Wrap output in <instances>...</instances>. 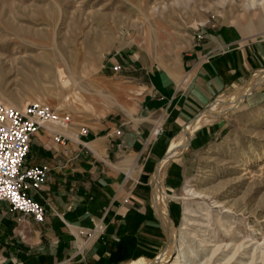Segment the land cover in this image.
<instances>
[{
    "label": "crops",
    "instance_id": "obj_1",
    "mask_svg": "<svg viewBox=\"0 0 264 264\" xmlns=\"http://www.w3.org/2000/svg\"><path fill=\"white\" fill-rule=\"evenodd\" d=\"M214 31L196 32L170 65L144 49L115 53L102 75L118 74L126 103L66 126L49 124L32 136L26 165L46 167L49 178L29 194L45 217L37 221L0 201V264H132L161 254L168 238L164 206L174 226L179 218L167 191L186 179L194 151L222 129L220 116L208 121L209 108L264 71V36ZM261 87L239 104L260 100ZM196 122L200 126L178 146L183 150L169 158ZM55 134L64 140L57 142ZM157 177L168 195L161 204Z\"/></svg>",
    "mask_w": 264,
    "mask_h": 264
},
{
    "label": "rangeland",
    "instance_id": "obj_2",
    "mask_svg": "<svg viewBox=\"0 0 264 264\" xmlns=\"http://www.w3.org/2000/svg\"><path fill=\"white\" fill-rule=\"evenodd\" d=\"M249 1L0 0V105L40 101L72 120L114 111L126 101L118 74L105 79L102 66L115 53L144 49L170 65L196 32L264 36V5L249 7ZM243 25L252 30L243 34ZM262 95L216 119L222 129L194 151L186 179L167 191L178 206L175 241L189 255L187 264L216 263L200 239L230 245V252L216 254L217 264L238 248L244 254L238 263L264 264V90ZM156 184L161 204L168 195L160 177ZM170 244L168 237L159 256Z\"/></svg>",
    "mask_w": 264,
    "mask_h": 264
},
{
    "label": "built area",
    "instance_id": "obj_3",
    "mask_svg": "<svg viewBox=\"0 0 264 264\" xmlns=\"http://www.w3.org/2000/svg\"><path fill=\"white\" fill-rule=\"evenodd\" d=\"M119 69L115 65L114 70ZM71 116L40 101L22 108L0 105V201L7 202L12 210L44 220V206L29 191L41 189L48 181L49 171L43 166L26 165L31 138L49 124H71ZM54 139L62 142L64 137L55 134Z\"/></svg>",
    "mask_w": 264,
    "mask_h": 264
},
{
    "label": "bare ground",
    "instance_id": "obj_4",
    "mask_svg": "<svg viewBox=\"0 0 264 264\" xmlns=\"http://www.w3.org/2000/svg\"><path fill=\"white\" fill-rule=\"evenodd\" d=\"M249 7H253V6H263L264 5V0H251L249 1V3L247 4ZM245 26V25H244ZM252 27V26H251ZM264 84V71L254 75L250 81L248 82L247 85L245 86H242L240 89L236 90V91H233L231 94L227 95V96H224L222 97L221 99L217 100L210 108H209V112H210V116L211 118L208 119V121L212 120V119H215L217 118L218 116H222V114L224 113V110L227 109L229 106L231 105H235V104H238L240 101H242L243 97L249 93L251 90L257 88V87H261L262 85ZM9 104V103H8ZM10 105L13 106V107H17L14 103H12L10 101ZM201 122H196V123H193V125L189 126V128L180 136V138L178 139L180 142L178 144H174L171 149H170V152H169V155L168 157L170 158L171 156H175V152L178 148L179 145H181L183 142L186 143L188 137L190 136L191 132L193 130H195L198 126H200ZM60 126H62L61 124H58ZM183 144V145H186V144ZM183 149H179L177 150L178 153H180ZM165 163V162H164ZM158 197V200H159V196ZM173 198H177V196H173ZM165 205V204H164ZM162 206V205H161ZM165 213V216L167 217V232H168V237L169 239H171V244L169 246V248L167 249V251L161 255V256H158L155 258V260L153 259L151 262H153V264H164L166 263V261H168L171 256H173V254L175 252H179L180 250L178 249V245L175 241V229H174V226L172 224V222L170 221V219L168 218V210H167V207L166 205L164 206V212ZM162 213V214H163ZM164 215V214H163ZM166 219V218H165ZM197 222V221H196ZM200 222V221H199ZM188 224V223H187ZM194 224V223H193ZM198 225V224H197ZM201 225V224H200ZM185 228V227H184ZM201 241V246H205V251L208 252L207 250H211L213 251V254H212V261L214 259L217 260L215 261L216 263L214 264H217L219 262V260H221L220 257H217L215 258L216 254L221 251L222 249L221 248H226V251L228 250L230 252V245H226L224 247H222V245H218V244H213L212 242L214 241H210L212 243L211 244H208L205 239H200ZM182 247V246H181ZM240 247V246H239ZM208 248H212V249H208ZM246 248V247H245ZM233 249V248H232ZM249 251H246L245 254H248ZM211 253V252H210ZM239 248L238 249H235V252H233V255L230 257V259L224 263V264H240L238 263V261L240 262V259L244 256V254L241 255V253H239ZM226 254V253H224ZM210 256V255H209ZM251 259L254 260L253 257H250ZM187 260H189V255L183 253L180 251L179 255L177 254V256H175L174 260L170 263V264H187ZM232 260V261H231ZM200 261V260H199ZM205 261V260H204ZM211 261V262H212ZM231 261V262H230ZM256 261V259H255ZM230 262V263H229ZM132 264H150V262H147L145 260H139V261H135L133 262ZM194 264V263H193ZM199 264H203L201 262H199ZM206 264V262H205Z\"/></svg>",
    "mask_w": 264,
    "mask_h": 264
}]
</instances>
